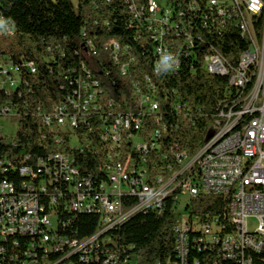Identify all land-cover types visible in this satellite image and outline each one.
Segmentation results:
<instances>
[{
    "label": "built area",
    "instance_id": "built-area-1",
    "mask_svg": "<svg viewBox=\"0 0 264 264\" xmlns=\"http://www.w3.org/2000/svg\"><path fill=\"white\" fill-rule=\"evenodd\" d=\"M126 2L153 42L156 73L163 68L177 72L180 53L196 58L195 47L209 46L197 32L198 25L220 32L232 26L246 40V49L234 62L213 48L200 58V68L226 77L230 89L210 122L213 135L204 137L198 156L177 153L174 161L179 169L173 171L170 165L167 173L154 174L145 155L160 148L165 128L150 79L145 78L150 89L134 84L129 102L121 103L105 99L107 88L87 73L74 95L43 115L42 121L56 143L62 145L66 136L68 147L79 153L83 148L76 129L93 132L97 125L109 164L94 179L81 173L69 152L34 163L29 156L7 157L0 151V264H136L109 252L108 246L114 244L109 233L138 213H162L167 195L176 196L172 207L179 217L174 227L178 264H254V254L264 256V160L257 159V149L264 148V43H260L264 2ZM1 35H13L2 20ZM85 49L96 54L89 41ZM103 50L126 75L129 64L121 58L128 48L111 39ZM21 68L35 73L32 62L14 65L0 54V93L8 96L18 89ZM15 115L10 104L0 100V142L5 145L14 140L7 141L11 136L3 131L1 121L14 122ZM147 120L157 128L147 131ZM189 157H196L195 166H187ZM200 196L224 202L225 211L192 213V201ZM130 199L135 202L126 205ZM78 215L97 217L92 236L77 238ZM250 220L255 222L251 228Z\"/></svg>",
    "mask_w": 264,
    "mask_h": 264
},
{
    "label": "trees",
    "instance_id": "trees-1",
    "mask_svg": "<svg viewBox=\"0 0 264 264\" xmlns=\"http://www.w3.org/2000/svg\"><path fill=\"white\" fill-rule=\"evenodd\" d=\"M139 1L140 4L147 2ZM166 1L177 4L187 0ZM0 20L13 30L12 36H0V54L7 56L14 65L32 62L35 67L34 74L20 69L22 83L16 91L8 96L0 93V100L7 101L16 112L18 125L14 143L5 145L3 142L0 151L7 157L29 156L34 163L55 153L69 152L81 173L94 179L109 164L108 149L99 140L97 125L93 132L84 127L76 129L78 143L83 148V153H79L68 147L66 136L62 145L56 143L42 121L43 115L74 95L79 79L90 74L107 88L105 99L121 103L129 102L134 84L138 83L144 91L150 89L145 78L150 79L154 86L151 94L159 101L165 130L160 148L145 158L148 167L154 168V174H165L167 166L171 165L173 171L179 169L174 161L177 153L197 154L217 108L224 106L230 90L226 77L209 75L200 68L201 56L213 48L234 62L247 47L246 40L232 26L220 32L198 25L197 32L209 46L196 45V58H186L180 53L181 66L177 72L163 68L156 73L153 42L145 25L137 22L129 12L126 0H78L76 4L71 0H0ZM111 39L128 48L121 58L122 63L129 64L124 76L119 66L112 62L110 53L103 50L104 44ZM88 41L95 55L85 49ZM129 57L134 62L131 63ZM145 128L149 131L157 126L147 120ZM134 202L130 199L126 205ZM173 204H176L175 195L166 200L162 213H138L122 227L111 231L109 237L114 244L108 246L109 252L136 264H178L174 227L179 217ZM191 208L194 214L207 211L222 214L226 204L215 197L200 196L192 201ZM97 221L95 215H78L74 221L77 238L92 236ZM253 256L254 264H264V256Z\"/></svg>",
    "mask_w": 264,
    "mask_h": 264
},
{
    "label": "rangeland",
    "instance_id": "rangeland-1",
    "mask_svg": "<svg viewBox=\"0 0 264 264\" xmlns=\"http://www.w3.org/2000/svg\"><path fill=\"white\" fill-rule=\"evenodd\" d=\"M74 4H76L77 3V1L78 0H71ZM1 123H2V129H3V131L5 132V134L6 135H10L11 136V138H8V142L9 141H11V140H14L15 139V137H16V133H17V130H18V125H17V123H16V121H10V120H2L1 121ZM209 131V130H208ZM194 158V157H193ZM192 158V159H193ZM192 159H189V158H187V166H190L189 165V162H190V160H192ZM195 166V165H194ZM183 202H187V197H184L183 198ZM255 224V222L253 221V220H250L249 221V226H250V228L251 227H253V226H255L254 225Z\"/></svg>",
    "mask_w": 264,
    "mask_h": 264
},
{
    "label": "bare ground",
    "instance_id": "bare-ground-1",
    "mask_svg": "<svg viewBox=\"0 0 264 264\" xmlns=\"http://www.w3.org/2000/svg\"><path fill=\"white\" fill-rule=\"evenodd\" d=\"M261 2H263V1L261 0ZM260 43H264V35H260ZM209 126L210 127H208L209 131H208L207 137H212V135H213V124H211ZM2 143L3 142H0V144H2ZM0 150H1V148H0ZM195 156H198V152ZM257 159L264 160V148L257 149ZM189 165L190 166L196 165V157H194L192 160H190ZM171 196L172 195H167V199L170 198Z\"/></svg>",
    "mask_w": 264,
    "mask_h": 264
}]
</instances>
